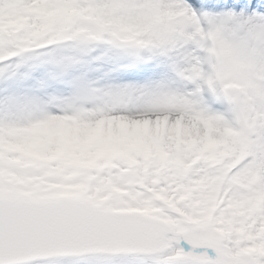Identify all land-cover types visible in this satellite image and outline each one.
I'll return each mask as SVG.
<instances>
[{
  "label": "snow or ice",
  "instance_id": "6c2138e0",
  "mask_svg": "<svg viewBox=\"0 0 264 264\" xmlns=\"http://www.w3.org/2000/svg\"><path fill=\"white\" fill-rule=\"evenodd\" d=\"M0 264H264V0H0Z\"/></svg>",
  "mask_w": 264,
  "mask_h": 264
}]
</instances>
